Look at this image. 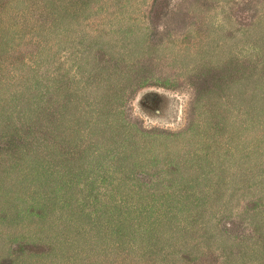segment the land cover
Wrapping results in <instances>:
<instances>
[{
	"label": "rangeland",
	"instance_id": "rangeland-1",
	"mask_svg": "<svg viewBox=\"0 0 264 264\" xmlns=\"http://www.w3.org/2000/svg\"><path fill=\"white\" fill-rule=\"evenodd\" d=\"M0 264H264V0H0Z\"/></svg>",
	"mask_w": 264,
	"mask_h": 264
}]
</instances>
